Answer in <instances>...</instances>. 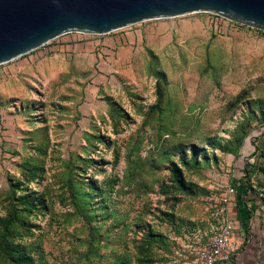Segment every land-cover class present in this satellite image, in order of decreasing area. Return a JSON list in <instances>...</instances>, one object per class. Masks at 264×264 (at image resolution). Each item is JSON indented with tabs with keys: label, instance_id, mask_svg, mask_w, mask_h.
<instances>
[{
	"label": "rangeland",
	"instance_id": "1",
	"mask_svg": "<svg viewBox=\"0 0 264 264\" xmlns=\"http://www.w3.org/2000/svg\"><path fill=\"white\" fill-rule=\"evenodd\" d=\"M64 37L0 65V264H189L244 177L237 264H264V31L198 12Z\"/></svg>",
	"mask_w": 264,
	"mask_h": 264
},
{
	"label": "water",
	"instance_id": "2",
	"mask_svg": "<svg viewBox=\"0 0 264 264\" xmlns=\"http://www.w3.org/2000/svg\"><path fill=\"white\" fill-rule=\"evenodd\" d=\"M211 12L264 31V0H0V65L70 33Z\"/></svg>",
	"mask_w": 264,
	"mask_h": 264
},
{
	"label": "built area",
	"instance_id": "3",
	"mask_svg": "<svg viewBox=\"0 0 264 264\" xmlns=\"http://www.w3.org/2000/svg\"><path fill=\"white\" fill-rule=\"evenodd\" d=\"M227 193L236 194L235 186H230ZM230 213L234 210H229L212 237L191 249L194 258L189 264H231L234 261L242 242L239 234L242 221L235 213L232 216Z\"/></svg>",
	"mask_w": 264,
	"mask_h": 264
},
{
	"label": "trees",
	"instance_id": "4",
	"mask_svg": "<svg viewBox=\"0 0 264 264\" xmlns=\"http://www.w3.org/2000/svg\"><path fill=\"white\" fill-rule=\"evenodd\" d=\"M241 181V190L239 191V193L237 194V205L240 207V213H239V217L242 221V227L244 228V230L248 231V224L249 221L253 215V211L256 208V200L257 197H255L252 194V189L248 187L247 185V178L244 177L243 179L240 180ZM236 190H238V185L234 184ZM251 205V206H249ZM19 214V210L14 206L13 207V211L10 215V218L7 220V223L5 225V231H6V235L9 234L8 232V228L13 225L16 221H17V217ZM246 234H248L247 232H245ZM4 244V243H2ZM6 248V246H5Z\"/></svg>",
	"mask_w": 264,
	"mask_h": 264
},
{
	"label": "crops",
	"instance_id": "5",
	"mask_svg": "<svg viewBox=\"0 0 264 264\" xmlns=\"http://www.w3.org/2000/svg\"><path fill=\"white\" fill-rule=\"evenodd\" d=\"M123 29V28H122ZM70 33H73V32H70ZM111 33V32H110ZM69 33H66V34H63V35H61V36H59V37H57V38H60V37H64L65 35H68ZM142 34H143V32H142V30L140 31V33L139 32H134L132 35H129V33H127V35H128V37L130 36V39L132 40L133 38H137V37H139V36H142ZM133 37V38H132ZM56 38V39H57ZM56 39H54L53 41H55ZM63 40L64 39H66L65 37L64 38H62ZM115 41L117 42V43H119V44H121L122 43V41H126L125 40V38H120L119 37V35H117L116 37H115ZM54 46L56 47V49H59V48H61V47H64V45H61V43L58 41V42H55V44H54ZM109 49V48H108ZM108 52H111V49L109 50V51H107V49H106V54L108 53ZM26 55V54H25ZM25 55H23V56H25ZM22 57V56H21ZM110 57H107V59H109ZM239 213H240V207L237 205V202H236V207H235V214L237 215V216H239ZM242 222H241V224L239 225V234H240V237L242 238L241 240H242V244L244 243V242H249V240H247V236L249 235H247L246 233H245V231L243 230V227H242ZM242 227V228H241ZM250 254H251V262H252V264H253V258H252V256H256L257 255V253L253 250V249H251L250 251ZM221 264H230V263H221ZM231 264H237V255H236V257H235V259H234V261L231 263Z\"/></svg>",
	"mask_w": 264,
	"mask_h": 264
}]
</instances>
